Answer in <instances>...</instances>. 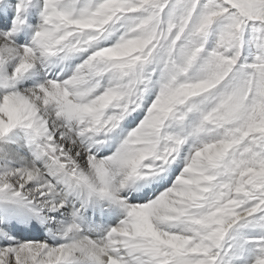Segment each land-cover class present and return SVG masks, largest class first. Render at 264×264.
<instances>
[{
	"label": "snow or ice",
	"instance_id": "obj_1",
	"mask_svg": "<svg viewBox=\"0 0 264 264\" xmlns=\"http://www.w3.org/2000/svg\"><path fill=\"white\" fill-rule=\"evenodd\" d=\"M0 264H264V0H0Z\"/></svg>",
	"mask_w": 264,
	"mask_h": 264
}]
</instances>
